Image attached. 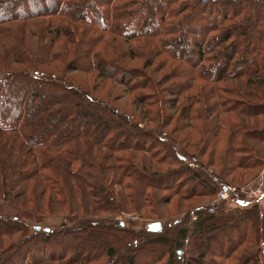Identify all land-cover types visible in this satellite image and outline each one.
I'll return each mask as SVG.
<instances>
[{
	"label": "trees",
	"instance_id": "1",
	"mask_svg": "<svg viewBox=\"0 0 264 264\" xmlns=\"http://www.w3.org/2000/svg\"><path fill=\"white\" fill-rule=\"evenodd\" d=\"M67 58L66 71L117 82L157 125L39 68ZM138 58L142 67L129 64ZM240 79L264 84V0H0V264H115L120 250L132 252L123 264H185L170 250L179 241L200 251L186 264H264V205H209L233 184L201 159L208 149L209 162L226 155L224 167L264 165L246 143L264 151V128L247 122L264 117V99ZM221 138L224 156L207 147ZM195 196L206 208L160 232L113 220L119 211L159 221L158 202ZM46 216L69 225L30 228Z\"/></svg>",
	"mask_w": 264,
	"mask_h": 264
},
{
	"label": "rangeland",
	"instance_id": "2",
	"mask_svg": "<svg viewBox=\"0 0 264 264\" xmlns=\"http://www.w3.org/2000/svg\"><path fill=\"white\" fill-rule=\"evenodd\" d=\"M165 2V0H164ZM153 12L154 10H152L149 13V16L153 17ZM262 20V18H261ZM45 24V22L39 21L37 20L36 23H34V26L32 28L29 29L30 32L34 33V34H29L30 35V46L32 49H36L37 46V33L40 31V27L43 26ZM200 32L196 31L195 33V38L196 40L199 37ZM118 44L127 47L126 43H123L122 41H118ZM129 44V43H128ZM139 47V46H138ZM140 50V52L143 51V48H141V46L139 47V49H137V51ZM71 65H70V63ZM72 62L73 60H70V58H67L66 61L64 63H60V62H56V63H51V64H46V65H40L39 68L42 69L43 71L46 72H51V73H55L58 75H63L66 78H68L69 80H71L74 84H76L77 86L87 90L88 92H90L91 94H95V95H99L101 97L106 98L107 100H109L111 103L123 108L124 110L132 113L133 115H135L138 119L142 120L141 123H146L147 125H152V127L156 126L158 122L156 123H151L149 122L145 116L143 117L141 115V113L139 112L138 109V104L136 102L133 103V101L135 100L134 95L127 93L123 86L119 85L117 82L112 81L109 78H105V77H101V75L96 72V71H81V70H71V71H66V67L69 63V66H72ZM129 64L133 65V66H139L142 67L143 65V59L142 58H138V59H134L132 61H129ZM152 68L154 66H151ZM151 71V68H150ZM152 73V71L150 72ZM154 74V73H153ZM159 78V72L157 74H155V79ZM238 82H240L239 84H237L238 87L244 89V90H253V92H258L259 95L261 97V99H264V84H262V86L258 87V89H254L252 87H247L245 82H243L241 79L238 80ZM258 98L253 97L251 98V102H257ZM163 108L164 111H168V106L163 105L161 106ZM160 117V115H159ZM248 128L252 129L253 128H258V129H262L264 128V117H262V115H258V117H254L252 119H248ZM175 125V123H174ZM139 126H142V124H140ZM166 129V128H165ZM167 131L171 132V134L175 137L178 134L173 130V124L170 127H167L166 129ZM222 140H220L219 142H217V144H215L214 146H216V148H213L212 145L207 144L208 148L211 149H215L216 151L220 152V154H222L224 156L225 154V150L227 148V142L225 139L221 138ZM202 141V140H201ZM201 141H194L196 143V146H194L193 144L190 146H186V148L189 150V152L191 153H197L198 149H200V147L202 146V142ZM246 143L248 144H253V146L258 149V155L260 156V158L264 161V151L262 149V145H257V143H252L251 141H246ZM248 144V145H249ZM207 149V148H205ZM208 153V149L206 151V153L201 155V159L203 161V164L205 166H207L206 168L208 170H212L213 172H215L216 174H222L226 180H228L230 183L233 184L234 187H236L237 189H241L244 190V188H248L249 186H254L256 184V182L259 181L261 174L264 173V165H262V167L258 168L255 167L253 169H243L240 168L236 165H228V167H224V159L225 156L223 157V159H221L219 162H209V155ZM135 160L138 159V157L134 158ZM197 159V158H196ZM191 161V160H190ZM198 161V159H197ZM79 166V162H74L73 163V169L76 170L77 167ZM224 168V169H223ZM163 169V168H162ZM224 171V172H223ZM259 172V173H258ZM258 173V175H257ZM165 194V192H164ZM161 196V194H159V197ZM207 199H205V197H201V196H195V197H190L187 199H182L180 197H174V198H169L167 200V202L161 201L160 203L158 202V211L163 215V217H165L164 219H159V221L161 222L162 225V230L166 227L169 226H174L178 221L181 220V218L184 216V212L188 210L189 207H193V206H199L200 204H202L204 201H206ZM223 202H225L227 205H229L230 207L233 206H241V207H248L250 204L255 203L256 201L258 202V200L252 199V200H244V201H240V202H236L234 200H229V199H224L222 200ZM222 202H209L208 204L212 205V206H218L219 204ZM259 204L264 205V196L262 199H260ZM46 205V204H45ZM206 204H202L201 207H204ZM28 207L30 206L29 204L27 205ZM206 208V206L204 207ZM228 210H231L230 208H227ZM39 210L43 211V212H48V206H46V208H43L42 205H39ZM142 212V211H141ZM191 212V211H190ZM143 214H145V212H142ZM193 217H196V214L191 212V220H195ZM113 220H116L118 222V224L120 223V221L123 222V226L128 227L129 229L132 230H139L140 228L143 227V225L145 223H150L152 220L151 219H145V216H139L136 213H132V212H126V213H121L119 211H114V215H113ZM154 222V221H153ZM30 228L34 226H38L40 229H44V228H51V229H56L59 228L60 226H62L63 224L65 225H69V222L64 220L63 218H59V217H52V216H46L42 221L38 222V223H34V222H29L28 223ZM120 225V224H119ZM181 241L178 242V244L174 243L171 245V249L173 250L174 254L176 255L177 258L179 259H184V262L186 264V260L188 259V256L191 254V256L193 257H197L199 254V250H195L191 251L190 253L187 252V247L184 248L181 245H179ZM207 244V241L202 242L201 243V249H205V245ZM225 245V244H223ZM178 249V253L177 250ZM127 253L129 254L127 257L132 255L131 250H127ZM177 253V254H176ZM126 254V252H124L123 250H120L117 254V260L115 264H123L124 259L127 257H123ZM121 257H123V261L121 260ZM173 258L175 259V256H172V260L170 262H167L166 264H175V262L173 263ZM18 260V259H17ZM16 260V262H17ZM144 260V259H143ZM141 261L138 262V264H143L145 261ZM209 259H206V261H208ZM108 260H104V261H98L95 264H105V262ZM15 262V263H16ZM51 264V263H50ZM54 264H58V263H54Z\"/></svg>",
	"mask_w": 264,
	"mask_h": 264
},
{
	"label": "built area",
	"instance_id": "3",
	"mask_svg": "<svg viewBox=\"0 0 264 264\" xmlns=\"http://www.w3.org/2000/svg\"><path fill=\"white\" fill-rule=\"evenodd\" d=\"M35 75H42V73L34 71L33 72ZM240 196V198H243V200L240 201H246V200H259L263 198L264 196V173L261 174V177L258 182L254 186H249L248 188H244V190L237 189L234 186H229V187H222L220 188L219 192L217 193L216 197L213 199L212 202L217 203V202H223L222 200L224 199H231L236 202H240L239 200L237 201V198ZM194 219L196 217H193Z\"/></svg>",
	"mask_w": 264,
	"mask_h": 264
},
{
	"label": "water",
	"instance_id": "4",
	"mask_svg": "<svg viewBox=\"0 0 264 264\" xmlns=\"http://www.w3.org/2000/svg\"><path fill=\"white\" fill-rule=\"evenodd\" d=\"M120 226H123V222L120 221ZM147 231L149 232H160L162 230V225L160 221H154V222H150L147 224L146 226ZM34 229L38 230L40 229L38 226H34ZM45 230H48L49 228H44Z\"/></svg>",
	"mask_w": 264,
	"mask_h": 264
}]
</instances>
